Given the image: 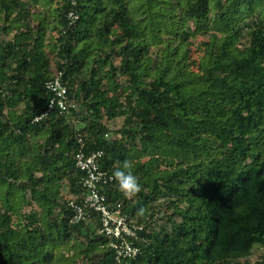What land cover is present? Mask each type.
<instances>
[{"label":"trees","instance_id":"trees-1","mask_svg":"<svg viewBox=\"0 0 264 264\" xmlns=\"http://www.w3.org/2000/svg\"><path fill=\"white\" fill-rule=\"evenodd\" d=\"M256 1L0 0V264H264ZM81 151L102 152L98 190L138 227L135 257L117 260L100 213L75 221Z\"/></svg>","mask_w":264,"mask_h":264},{"label":"built area","instance_id":"built-area-1","mask_svg":"<svg viewBox=\"0 0 264 264\" xmlns=\"http://www.w3.org/2000/svg\"><path fill=\"white\" fill-rule=\"evenodd\" d=\"M71 16L72 14H70ZM46 87L53 94L48 111L57 107L60 114H62L67 112L70 107L74 108V104L68 99L67 88L61 80V75L48 82ZM46 114L44 113L42 116ZM102 156V152L86 155L82 151L76 156V166L87 174L83 185L87 189L88 194L82 207L75 206V221L86 218L85 208H90L94 212L100 213L101 227L99 232L110 239V245L116 251L117 260L135 257L139 249L134 246L133 240L137 239L138 227L124 212L120 203L115 206L109 205L106 196L98 190L99 183L102 181L106 182L105 175L100 172L98 165V160Z\"/></svg>","mask_w":264,"mask_h":264},{"label":"clouds","instance_id":"clouds-1","mask_svg":"<svg viewBox=\"0 0 264 264\" xmlns=\"http://www.w3.org/2000/svg\"><path fill=\"white\" fill-rule=\"evenodd\" d=\"M113 176L116 180L118 189L125 195L139 191L140 185L137 181V177L129 170L128 161H124L120 168L115 169Z\"/></svg>","mask_w":264,"mask_h":264},{"label":"rangeland","instance_id":"rangeland-1","mask_svg":"<svg viewBox=\"0 0 264 264\" xmlns=\"http://www.w3.org/2000/svg\"><path fill=\"white\" fill-rule=\"evenodd\" d=\"M256 3L262 4V6L264 5V1H256ZM121 127V120L120 119H116L114 121H111L110 123V128L111 131H115L117 129H119ZM252 259H255V256L252 257Z\"/></svg>","mask_w":264,"mask_h":264}]
</instances>
